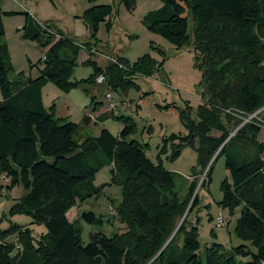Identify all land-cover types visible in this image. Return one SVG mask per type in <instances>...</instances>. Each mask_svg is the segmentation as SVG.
Returning <instances> with one entry per match:
<instances>
[{"label": "trees", "instance_id": "obj_1", "mask_svg": "<svg viewBox=\"0 0 264 264\" xmlns=\"http://www.w3.org/2000/svg\"><path fill=\"white\" fill-rule=\"evenodd\" d=\"M161 1L163 7L145 19L147 29L177 49L192 46L196 68L203 74V103L193 117L189 108H169L187 129L185 136L168 138L175 154L184 146H193L199 157L201 172H195L184 200L175 192V174L155 166L145 149L129 140L135 129L129 119L119 118L124 127L118 136L103 129L97 137L79 140V124L55 119L54 105L50 111L43 107L41 92L49 83L65 93L79 87L88 93L86 86L98 87L97 79L103 76L106 86L116 92L127 91L135 77L161 76L162 66L150 55L132 67L119 59L105 69L89 58L84 63L93 65L91 76L71 81L82 48L93 56L91 45L111 7H92L81 16L90 28L89 44H78L43 25L51 32L46 31L25 14L23 38L45 50L40 62L43 69L37 79L16 82L9 80L11 68L7 47L1 43L5 28L0 13V183H6L7 192L23 189L13 213L29 215L32 224L46 230L36 238L29 228L11 225L0 235V264H237L236 256H251V264H264V145L255 140L264 118L261 123L241 126L249 115L264 109V0ZM130 2L125 0L129 9ZM190 20L194 24L191 36ZM98 110L97 106L93 109ZM89 123L87 114L83 124ZM215 131L220 135H213ZM248 131L252 136L248 141L258 150L249 160L241 156L237 145ZM221 154H226L231 183L223 185L220 206L232 210L243 204L235 236L246 244L232 254L224 253L219 245L203 249L197 229L187 222L198 204V177ZM101 164L113 167L114 180L122 178L123 198L114 211L128 231L115 237L92 233L84 246L80 226L70 222L67 214L103 190L92 185ZM210 172L211 166L199 188ZM80 219L90 225L104 223L93 213H83ZM10 237L16 240L7 241Z\"/></svg>", "mask_w": 264, "mask_h": 264}, {"label": "rangeland", "instance_id": "obj_2", "mask_svg": "<svg viewBox=\"0 0 264 264\" xmlns=\"http://www.w3.org/2000/svg\"><path fill=\"white\" fill-rule=\"evenodd\" d=\"M130 5L131 9L127 7L125 0H0V13L3 14L5 28V36L1 43L6 45L8 50V62L11 68L9 80L10 82H16L18 79L34 80L39 77L43 69L40 62L44 58L45 51L38 43L23 38L25 14H29L39 26H52L78 44H89L91 43L90 28L81 16L92 7H111V14L105 22L100 23L94 38L95 42L91 45L93 56L82 48L71 81L87 80L93 73L91 63L105 69L110 63L108 59L116 61L125 59L132 67L145 55H150L162 66L161 76L135 77L127 91L118 89L116 92H111L103 83L98 84V87L86 86L88 93H85L83 87L65 93L49 83L41 92L43 107L50 111L54 105L55 119L79 124V140L97 137L103 129L118 136L124 127L119 118L129 119L135 128L129 140L141 145L155 166L175 174V192L180 200H184L195 172H201L199 157L197 149L193 146H184L178 154H175L168 138L172 134L185 136L187 129L175 110L169 108L174 107L178 110L189 108L193 117L203 103V74L196 68L192 46L177 49L166 39L147 29L146 17L162 8L163 1L131 0ZM193 29L194 24L190 20V36L193 34ZM87 58L91 59V63H84ZM107 94L113 95L115 110H110ZM2 102L0 93V104ZM137 103L139 106H136ZM96 106L99 108L97 113L93 111ZM111 113L114 116H111ZM87 114L90 115V123L85 126L83 119ZM102 116L108 118L99 121L98 117ZM225 120L222 121L226 122ZM213 135L219 136L220 133L215 131ZM251 137L248 131L244 139L237 142L241 156L248 160L258 153L257 148L248 141ZM255 140L258 145H264V127ZM261 158L264 161V153ZM225 164L226 154L215 155L208 165V168L211 166L210 175L201 188L199 187L205 180L208 168L199 175V186L195 191L198 204L188 215L187 222L197 229V237L203 249L219 245L224 253L232 254L235 248L246 244L235 236V228L243 204L232 210L220 206L223 199V185L226 182L231 183ZM97 168L92 185L99 190L104 187L103 190L85 203L78 204L67 214L70 222L80 226L81 243L84 246L89 243V236L92 233L102 232L108 237H115L128 231L126 225L116 219L114 211L123 198L122 178L118 177L114 180L113 167L110 164H101ZM0 184L3 187V190H0V235L11 225H16L29 228L34 236L39 238L46 232L45 228L32 224L33 220L29 215L13 213L12 210L16 199L23 194V189L17 187L9 197L6 183L1 181ZM83 213H93L98 219L102 217L104 223L87 224L80 219ZM220 216L227 220V224L217 228V219ZM15 240V237L7 239L9 242ZM235 260L237 264L252 263L251 256H236Z\"/></svg>", "mask_w": 264, "mask_h": 264}, {"label": "built area", "instance_id": "obj_3", "mask_svg": "<svg viewBox=\"0 0 264 264\" xmlns=\"http://www.w3.org/2000/svg\"><path fill=\"white\" fill-rule=\"evenodd\" d=\"M42 29H46V31H49L46 27H44V26H42ZM49 32H51V31H49ZM53 34V33H52ZM53 35H55V34H53ZM57 38H59L58 36H56ZM108 61L110 62V63H113V64H115V63H117V61L116 60H114V59H108ZM103 83H105V79H104V77L103 76H101V77H99L98 79H97V84H103ZM110 91L112 92V90L110 89ZM113 95H111V94H107L106 95V99H107V101L109 102V108H110V110H115L116 109V105H114L113 104V102H112V100H113V97H112ZM136 106H139V103H137L136 104ZM127 108H129V106H127ZM122 109V108H121ZM262 116H264V109H261V110H259L258 112H256V113H254V114H252V115H249L247 118H245L244 120H243V123L241 124V126H243V125H245V124H247V123H252V122H257V123H261L262 122ZM240 126V127H241ZM239 127V128H240ZM238 128V129H239ZM234 134V133H233ZM232 134V135H233ZM231 135V136H232ZM227 224V220H225L222 216H220L218 219H217V228H221L222 226H224V225H226Z\"/></svg>", "mask_w": 264, "mask_h": 264}, {"label": "crops", "instance_id": "obj_4", "mask_svg": "<svg viewBox=\"0 0 264 264\" xmlns=\"http://www.w3.org/2000/svg\"><path fill=\"white\" fill-rule=\"evenodd\" d=\"M35 1H37V0H35ZM79 21H81V20H79ZM81 23H82V21H81ZM85 32H87L86 30H85ZM45 51V50H44ZM44 53V52H43ZM81 53V52H80ZM89 58H87L86 59V61L88 60ZM131 109V108H130ZM17 188H15V189H13L11 192H8V196L10 197V194H12L15 190H16ZM20 192H22V189H20ZM23 194H24V192H23ZM23 194L21 195V196H23ZM21 196H19L16 200H18Z\"/></svg>", "mask_w": 264, "mask_h": 264}]
</instances>
